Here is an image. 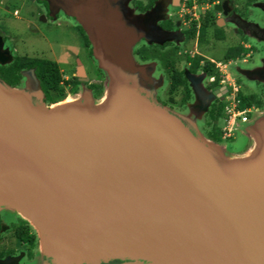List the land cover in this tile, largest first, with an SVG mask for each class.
Returning a JSON list of instances; mask_svg holds the SVG:
<instances>
[{"label":"water","instance_id":"95a60500","mask_svg":"<svg viewBox=\"0 0 264 264\" xmlns=\"http://www.w3.org/2000/svg\"><path fill=\"white\" fill-rule=\"evenodd\" d=\"M114 16L83 24L106 75L98 99L47 106L33 71L22 88L0 81V213L27 221L52 264H264V115L228 154L195 125L219 91L185 71V111L159 106L157 63H135Z\"/></svg>","mask_w":264,"mask_h":264},{"label":"flooded vegetation","instance_id":"af4514ba","mask_svg":"<svg viewBox=\"0 0 264 264\" xmlns=\"http://www.w3.org/2000/svg\"><path fill=\"white\" fill-rule=\"evenodd\" d=\"M8 7L22 10L20 12L16 9L12 10L9 15ZM255 9L259 10L260 16L264 17V0H0V16L6 13L8 20L9 17L12 18L9 21L24 22L25 29L29 34L32 33L29 30H32L35 24L40 27L46 26L50 30L59 28L65 34H70L78 42L80 41L81 44L72 47L73 50L68 49L63 67L60 68L59 64L52 60L58 66L61 74L60 84L65 90L64 98L68 96L79 98L83 92L88 91L94 99L102 96L106 75L95 59L94 47L83 24L87 25L89 29L95 27L94 29L98 30L104 22H107L109 14H114L117 20L118 16L121 17L124 26L127 27L123 30L132 36V40L133 38L135 40L131 47L135 63L147 65V62L153 61L159 64L156 77L160 75L163 78L164 76L167 81L164 95L159 96L157 90L153 88L150 92L151 94L155 92V96L152 95V98L159 106L178 112H181L185 104L191 99L185 71L193 75L206 76L203 83L205 88L210 92L219 91L210 107L222 102L230 90L229 84L222 83L224 74L218 69L217 71L221 76L218 83L220 87L217 89L209 88L210 84L215 82V78L213 82H209V76L201 65L204 62L212 61L204 59L199 53H195L196 51L186 47L191 42L193 27L196 29L195 36L198 37L199 29L205 19L210 25L208 30L212 36H224L226 39L225 35L230 33L235 39L234 45L231 47L241 46L246 51L242 55L246 58L241 57L223 65H227L229 68L232 66L237 68L241 77L256 83V85H261L257 95L249 94L257 103L251 107L252 112L258 114V117L254 114L255 119L253 120L247 118L246 123L250 124L264 115V26L260 25V19L253 16L252 11ZM151 10L153 12L149 18L150 22H148L149 29H147V12ZM21 14L24 20L21 19ZM137 15L140 16L139 19L136 18ZM106 25L108 30L114 28V26L110 27V24ZM14 31L9 32L7 27H0V62L5 63L0 65V81L10 87L22 88L21 73L33 71L41 90L39 102L50 106L53 102L48 100L47 94L41 86L36 67H22L19 71L20 77L14 85H9L5 80L7 75L3 70L12 65L21 61L28 63V59L36 57L47 58L38 53L30 56L27 54L18 55V49L13 38L21 32ZM248 38L261 43L260 49L257 50L254 46L249 45ZM194 44L195 42H192L193 46ZM169 52L174 53L176 59L179 56L183 57V60L177 59V63L174 60L168 62L174 66L176 71L182 72L189 91L187 98H184L185 96L180 92L173 95L168 93L173 71L169 66L166 67L167 64L162 60L161 55L164 56L165 53ZM252 54H256L258 57L261 55L259 58L261 64L258 66L260 70L254 71L252 68H242L239 65L240 63H248ZM197 56H200L203 61L200 62L196 70H192V61ZM227 77L229 78V75ZM233 78L232 84H237V90L241 91V82L235 76ZM142 93L147 99V84L143 87ZM32 100L37 102L34 96ZM210 126L211 122L208 116L202 128L203 133L207 136L203 134L202 136L211 141L208 137ZM0 264H52L51 259L42 254L37 234L33 228L27 221L10 211H1L0 213ZM108 264H121V262L114 261Z\"/></svg>","mask_w":264,"mask_h":264},{"label":"rangeland","instance_id":"374dc122","mask_svg":"<svg viewBox=\"0 0 264 264\" xmlns=\"http://www.w3.org/2000/svg\"><path fill=\"white\" fill-rule=\"evenodd\" d=\"M9 8V15L11 14L12 10H18L19 12L22 10H19L17 8L13 7H8ZM259 10L255 9L252 11L253 16L256 19L261 20V26H264V17L260 16ZM8 15V16H9ZM21 19H23V15L21 14ZM260 16V17H259ZM12 19L11 17H9ZM9 19V20H10ZM8 20L7 14L4 13L3 15L0 16V27L4 28L7 27V30L9 32H12L14 30H18L19 33L18 36L13 38V40L16 43V48L18 49L17 54L18 55H33L35 53L40 54V56H45L50 60L56 61L60 68L63 67V64L66 61V53L68 49L73 50L72 47L80 45V41L75 39L74 36H70V34H65V32L59 28H52L51 30L48 29L46 26H37L34 24V28L32 30L30 29L32 33L29 34L28 31L25 29V23L24 22H11ZM37 26V27H36ZM260 26V27H261ZM37 28V29H36ZM15 32V31H14ZM214 33V32H213ZM212 33L210 30L205 32V37L204 39L200 40L199 37H196L195 41L189 42V44L186 46L187 48L193 49L196 51L195 53H199L201 56H203L204 59L206 60H211L212 62L220 63L222 62V58L226 51L229 49V47L234 45V37L230 35V33L226 36V39H220L217 37H214L211 35ZM217 35V34H216ZM192 42H195L194 46L192 45ZM248 44L251 46H254V48H257V50L260 49L261 43L257 42L256 40L252 38H248ZM260 56L256 54H252L250 56V59L248 60V63H240L239 65L242 68H254L260 66ZM243 58H246L245 56H242ZM162 60L166 63L167 61L172 62L174 60L175 63H177V59L183 60L182 56H179L176 59V55L174 53H165L164 56L161 55ZM224 63H221V71H225L226 75H229V80L224 82L225 84L231 83L234 81L233 76L236 77V79L241 82L242 87H241V93L244 96H250L249 94H254L257 95L259 91V86L261 85H256V83L252 81H248L247 79L241 77L237 72H235V68L232 66L229 68L227 65H223ZM238 65V64H237ZM225 66V67H224ZM158 67L159 64H157L156 70H155V75L154 78L157 76L158 72ZM233 75V76H232ZM162 85H157L158 87L156 88L157 94L159 96H163L165 92V88L167 86V81L165 80L163 76V81ZM235 88H238L237 84H234ZM240 90L238 89V92ZM189 102H187L188 104ZM182 108L181 112H184L186 109V105ZM217 104V103H216ZM224 102L221 103V106L224 107ZM221 108V107H219ZM211 109V107H210ZM209 109V110H210ZM208 110V111H209ZM255 115L257 113H253L252 111L250 112L249 115H247L248 118L250 119H255ZM262 115V114H261ZM209 112H207L204 116L197 117L196 120V127L199 129L200 133L203 134L204 136L206 135L203 133L202 128L204 127L206 123V119H208ZM210 118V117H209ZM218 128L223 127V122L222 119L218 121L217 123ZM250 126V123H241L240 121L237 120L236 128L233 132V136L230 140L228 139H223L222 141H215L214 139H211V141L220 144L222 147H224L225 151L228 154H241L242 152L245 151V149L250 145V140L247 138L245 135L246 131L248 130V127ZM210 133H211V127H210ZM207 136V135H206ZM209 137V136H208Z\"/></svg>","mask_w":264,"mask_h":264},{"label":"trees","instance_id":"16d2710c","mask_svg":"<svg viewBox=\"0 0 264 264\" xmlns=\"http://www.w3.org/2000/svg\"><path fill=\"white\" fill-rule=\"evenodd\" d=\"M210 27L209 23L204 19V21L201 24V27L199 29V39L202 40L205 37V32L208 31V28ZM196 29L193 27L192 34L190 39L192 41L196 40L195 36ZM217 38L220 37V39H224V36H216ZM245 50L241 47H231L229 48L226 53L224 54L222 58V63H227L229 61H234L238 58H241L243 54H245ZM28 63L21 61L17 64L12 65L10 68L5 69V75L7 77L5 80L9 85H14L19 77H20V69L22 67H29L34 66L37 70V77L40 80L41 86L44 90V92L47 94L48 100H50L53 103H56L60 101L65 96V90L64 87L60 84L61 82V74L59 73L58 66L56 63L48 58L44 57H36L34 59H28ZM203 59L200 56L195 57V59L192 61V70H196L199 67L200 62H202ZM166 67L169 66L172 68V76L170 79V85L168 87V93L173 95L178 92L182 93L185 97H188L189 91L186 87L185 80L182 76V72H178L175 70L174 66L172 64H169V62H166ZM202 69L207 73L209 77H214L215 82L211 83L209 88L211 89H217L220 87L218 84L221 80V76L219 72L217 71L216 64L212 62H204L203 65H201ZM236 98L240 101L239 108H250L254 104H257L254 99L251 96H244L241 91H239L236 95ZM222 102H218L217 104H213L209 111V117L211 122V133H209V138L214 139L215 141H222V131L221 127L218 128L217 123L219 120L223 119L224 116V107L221 106ZM225 105V104H224ZM221 107V108H219ZM230 140V139H228Z\"/></svg>","mask_w":264,"mask_h":264},{"label":"built area","instance_id":"2783aa9c","mask_svg":"<svg viewBox=\"0 0 264 264\" xmlns=\"http://www.w3.org/2000/svg\"><path fill=\"white\" fill-rule=\"evenodd\" d=\"M217 69L221 71V63H218L216 65ZM225 67V66H224ZM224 74V79L222 80V83L229 80L227 75L225 74V71H221ZM209 82L214 81V77H209ZM230 86L229 92L226 94L223 102L224 105V116L222 119L223 127H221L222 131V139H231L233 136V132L236 128L237 120L241 123H244L247 121V115L250 114L252 111V108H239L240 101L236 98V95L238 93L237 88L234 87V84L228 83Z\"/></svg>","mask_w":264,"mask_h":264},{"label":"clouds","instance_id":"9594fccd","mask_svg":"<svg viewBox=\"0 0 264 264\" xmlns=\"http://www.w3.org/2000/svg\"><path fill=\"white\" fill-rule=\"evenodd\" d=\"M217 68V67H216ZM213 77V76H212ZM223 102V101H222ZM251 108V107H250ZM249 115V114H248ZM248 118V117H247ZM244 123H246V122H244Z\"/></svg>","mask_w":264,"mask_h":264},{"label":"bare ground","instance_id":"6f19581e","mask_svg":"<svg viewBox=\"0 0 264 264\" xmlns=\"http://www.w3.org/2000/svg\"><path fill=\"white\" fill-rule=\"evenodd\" d=\"M249 153V152H248Z\"/></svg>","mask_w":264,"mask_h":264}]
</instances>
